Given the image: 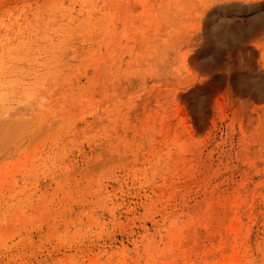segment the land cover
Segmentation results:
<instances>
[{
	"label": "rangeland",
	"instance_id": "obj_1",
	"mask_svg": "<svg viewBox=\"0 0 264 264\" xmlns=\"http://www.w3.org/2000/svg\"><path fill=\"white\" fill-rule=\"evenodd\" d=\"M263 3L0 0V264H264V100L229 81L264 45L207 34Z\"/></svg>",
	"mask_w": 264,
	"mask_h": 264
},
{
	"label": "bare ground",
	"instance_id": "obj_2",
	"mask_svg": "<svg viewBox=\"0 0 264 264\" xmlns=\"http://www.w3.org/2000/svg\"><path fill=\"white\" fill-rule=\"evenodd\" d=\"M259 7H260L259 4H251V5L228 4L218 9L219 11L227 12L230 18L225 21L219 22L218 24L210 25L209 31H207L208 37H215L217 38L218 42L222 43L223 42L222 39L224 38V36L226 37L227 35H229V38L235 41L237 45L243 44L248 41H252L254 43L264 45V10L262 9L261 11ZM243 15H249L251 17L246 19L245 17H243ZM136 22L137 21L133 22V28L134 26L136 27L138 24L143 25L144 23H146L145 20L142 22L139 21L138 23ZM155 22L157 21H154V23ZM163 28L164 27H161V29L158 30L157 29L153 30L154 32L153 33L151 32L152 33L151 36L154 37L155 39H161V38L165 39L167 35L166 33L169 29L163 30ZM248 50H250V48H245V52H248ZM252 78L235 73L229 79V81L233 86V93L239 96V99L241 100V101H237L235 103V106L233 107V112L235 114L240 111L241 103L243 101L264 100V75L257 74V78L255 79ZM224 82L225 81L222 78H220V80L212 79V81L206 84L204 88L201 89V91H205V93L208 94L207 95L208 98H210L216 90H218L220 87H222V85H224L223 84ZM204 115H205V110L203 109L202 112H200L199 117L196 118V122L198 124L200 125L203 124ZM261 123L262 125H259V127L262 136L264 134V119H261Z\"/></svg>",
	"mask_w": 264,
	"mask_h": 264
}]
</instances>
